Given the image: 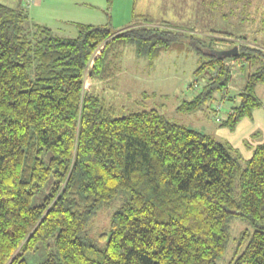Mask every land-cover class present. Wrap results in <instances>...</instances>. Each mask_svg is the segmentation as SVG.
Listing matches in <instances>:
<instances>
[{
	"label": "trees",
	"instance_id": "obj_1",
	"mask_svg": "<svg viewBox=\"0 0 264 264\" xmlns=\"http://www.w3.org/2000/svg\"><path fill=\"white\" fill-rule=\"evenodd\" d=\"M145 17L123 30L111 18L72 23L77 36L64 37L32 23L22 3L0 2V264H25L27 252L51 239L42 264H217L238 218L254 232L241 235L238 251L246 246L232 264H264V143L243 165L224 145L158 109L118 117L87 86L95 79L113 88L127 46L153 65L185 44L206 57L195 74H211L177 107L183 114L218 93L232 99L235 64L256 67L224 122L234 127L260 106L264 46L143 23ZM236 46V57L218 54ZM44 190V201L33 205ZM121 193L109 232L91 237V220Z\"/></svg>",
	"mask_w": 264,
	"mask_h": 264
},
{
	"label": "rangeland",
	"instance_id": "obj_2",
	"mask_svg": "<svg viewBox=\"0 0 264 264\" xmlns=\"http://www.w3.org/2000/svg\"><path fill=\"white\" fill-rule=\"evenodd\" d=\"M49 1L51 2L48 4L35 5L36 0L33 5H28L27 0H22V6L32 23L47 25L64 37L77 36V30L71 22L75 15L71 10L81 9L83 6L80 3H93L96 7L86 8V11L96 15L102 13L97 8L107 5V0H56L55 4L53 0ZM0 2L14 7L19 0ZM74 2L80 5L76 6ZM114 7L115 16H112L111 10L107 20L103 16L105 23L111 18L112 26L117 30L134 24L125 13L129 9L127 0H118ZM136 12L145 14L146 20L143 19V23L168 25L199 35L225 33L232 38L246 39L248 45L264 46V0H136ZM93 18L89 19L91 24L98 22ZM184 46L185 44L174 52L162 53L153 65L138 57L133 45L127 46L121 56L118 79L113 88H107V84L95 79H89L87 86L105 98L116 109L118 117L158 109L171 121L197 130L224 145L233 157L245 165L255 149L264 143V83L256 87L255 95L260 106L251 115L241 118L234 127L225 125L224 122L230 111L240 105V93L247 85L249 74L255 72L256 67L249 63L242 66L235 64L229 88V97L232 99H223V95L218 93L202 109L183 114L177 111V107L183 101L193 99L203 89L211 74L209 70L198 76L195 74L206 57L202 54L199 56L194 50H188ZM47 192L44 190L35 196L33 205L41 204ZM124 197L126 194L121 193L110 208L100 210L91 220L88 227L91 237L96 238L109 232L112 215L121 206ZM245 232L253 234L251 224L244 219H235L230 226L228 248L217 264H232L243 252L246 245L238 251V243ZM98 241L100 246L106 245L103 240ZM53 246L54 239H51L36 252H27L25 264L44 263Z\"/></svg>",
	"mask_w": 264,
	"mask_h": 264
},
{
	"label": "crops",
	"instance_id": "obj_3",
	"mask_svg": "<svg viewBox=\"0 0 264 264\" xmlns=\"http://www.w3.org/2000/svg\"><path fill=\"white\" fill-rule=\"evenodd\" d=\"M54 4L57 3L56 0H53ZM51 1L47 0H37V2L35 3L38 4V5H41V4H48L50 3ZM116 2H118V0H114L113 1V4H112V7H111V12H112V16L114 17L115 16V7L114 5L116 4ZM75 5L79 6L81 4V6H83L81 9L77 10V9H73L71 10V13H73V15H75V18H72V23H82V24H91V20L89 19H94L93 17H95V21H98V22H95L93 23L92 25H103L105 22L103 20V16H105V20H107L109 18V13L110 11L107 10V5L104 6V8H97L99 9L102 13L101 14H94V13H90L88 11H86V8H95L96 6L93 5V3H77V2H74ZM127 4L129 5V9L125 10V13L128 17V15L131 17V22L135 24V18L136 16H140L142 14H138L136 12V0H127ZM34 5V6H35ZM131 8V9H130ZM77 21V22H76ZM231 112V111H230Z\"/></svg>",
	"mask_w": 264,
	"mask_h": 264
},
{
	"label": "water",
	"instance_id": "obj_4",
	"mask_svg": "<svg viewBox=\"0 0 264 264\" xmlns=\"http://www.w3.org/2000/svg\"><path fill=\"white\" fill-rule=\"evenodd\" d=\"M19 3L21 4L22 0H19ZM238 50H239V48L236 46L232 50L220 51L218 54L226 56L228 58H233V57H236L238 55Z\"/></svg>",
	"mask_w": 264,
	"mask_h": 264
},
{
	"label": "built area",
	"instance_id": "obj_5",
	"mask_svg": "<svg viewBox=\"0 0 264 264\" xmlns=\"http://www.w3.org/2000/svg\"><path fill=\"white\" fill-rule=\"evenodd\" d=\"M35 2H36V0H27L28 5H31V4L33 5Z\"/></svg>",
	"mask_w": 264,
	"mask_h": 264
}]
</instances>
